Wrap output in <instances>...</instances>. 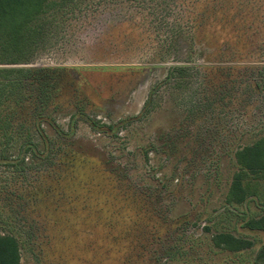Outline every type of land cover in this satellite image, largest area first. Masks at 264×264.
Wrapping results in <instances>:
<instances>
[{
	"label": "rangeland",
	"instance_id": "obj_1",
	"mask_svg": "<svg viewBox=\"0 0 264 264\" xmlns=\"http://www.w3.org/2000/svg\"><path fill=\"white\" fill-rule=\"evenodd\" d=\"M246 6L55 0L30 24L37 43L0 62V159L16 160L0 234L18 264H264L246 225L264 169L236 157L264 139V14ZM226 233L251 246L223 249Z\"/></svg>",
	"mask_w": 264,
	"mask_h": 264
},
{
	"label": "trees",
	"instance_id": "obj_2",
	"mask_svg": "<svg viewBox=\"0 0 264 264\" xmlns=\"http://www.w3.org/2000/svg\"><path fill=\"white\" fill-rule=\"evenodd\" d=\"M60 1V0H58ZM220 5H224L230 11V6L244 8L250 5L249 11L263 16L264 0H217ZM55 0H0V62L4 60L14 61L24 54L26 47L32 48L37 43V36L41 27L36 25L31 29L30 24L45 12L49 3ZM248 11V12H249ZM253 17V15L251 14ZM60 68H40L36 71H55ZM29 71V69H27ZM15 86H20V82H14ZM3 92H0V98ZM39 121L35 124L37 134L42 130L39 128ZM41 135V134H40ZM33 149V146L27 147ZM37 151L33 153L36 154ZM239 164L249 172H257L264 169V139L251 146L243 147L236 152ZM231 199L229 202L236 204L243 203L245 192L240 184V177L237 176L231 185ZM251 229H258L264 232V213L256 219H250L246 223ZM217 244L229 251H240L251 246V242L230 234H218ZM264 258V244L257 254V259ZM19 250L15 237L11 234H0V264H18Z\"/></svg>",
	"mask_w": 264,
	"mask_h": 264
},
{
	"label": "water",
	"instance_id": "obj_3",
	"mask_svg": "<svg viewBox=\"0 0 264 264\" xmlns=\"http://www.w3.org/2000/svg\"><path fill=\"white\" fill-rule=\"evenodd\" d=\"M16 160H11V159H0V163H9V162H15Z\"/></svg>",
	"mask_w": 264,
	"mask_h": 264
}]
</instances>
